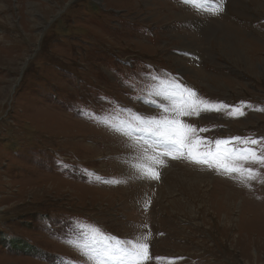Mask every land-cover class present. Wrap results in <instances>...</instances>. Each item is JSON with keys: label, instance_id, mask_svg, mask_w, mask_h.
<instances>
[{"label": "rangeland", "instance_id": "rangeland-1", "mask_svg": "<svg viewBox=\"0 0 264 264\" xmlns=\"http://www.w3.org/2000/svg\"><path fill=\"white\" fill-rule=\"evenodd\" d=\"M176 84L215 106L180 117L201 151L264 155V0H0V264H94L100 234L147 236L145 264H264V165L160 166L115 130L171 117Z\"/></svg>", "mask_w": 264, "mask_h": 264}, {"label": "snow or ice", "instance_id": "snow-or-ice-1", "mask_svg": "<svg viewBox=\"0 0 264 264\" xmlns=\"http://www.w3.org/2000/svg\"><path fill=\"white\" fill-rule=\"evenodd\" d=\"M186 4L194 7L203 8L207 0H183ZM156 95L163 96L170 101V105L160 103L157 106L163 108L164 112L170 113L171 117L164 116L157 118H144L142 116L133 117L134 123H126L121 128L115 130L131 135L132 131L141 132L153 138L154 150L161 149L156 155L150 157L155 164L164 166V156L173 159L186 156L192 162L205 164L208 167L215 166L217 170H223L226 174L239 173L241 176L247 174V179H255L252 169L245 168L241 161L251 160L264 165V155H258L255 149L229 147L233 141H241L240 137H233L230 140H216L215 150L209 148L201 151L204 141L194 135L196 129L185 124L180 117L191 115L192 112L211 110L215 106L203 104L195 99V93L190 89H184L180 85H174L171 91H160ZM155 104V101H150ZM235 114L243 115L239 109ZM115 127V126H113ZM200 131H204L201 129ZM245 145L258 143L256 139H244ZM141 174L144 178L158 179L159 172L151 165L140 166ZM96 232V230H93ZM102 244L100 247L85 249L82 254L94 261V264H145L149 260V244L146 242L148 237L144 236L135 240H128L126 243L119 239L109 240L100 234ZM114 241V242H113ZM164 259L157 257V260ZM171 264V261H168Z\"/></svg>", "mask_w": 264, "mask_h": 264}, {"label": "bare ground", "instance_id": "bare-ground-1", "mask_svg": "<svg viewBox=\"0 0 264 264\" xmlns=\"http://www.w3.org/2000/svg\"><path fill=\"white\" fill-rule=\"evenodd\" d=\"M186 41V40H185ZM2 58H4L5 60H6V58L5 57H2ZM90 194V193H89ZM92 195V194H91Z\"/></svg>", "mask_w": 264, "mask_h": 264}]
</instances>
